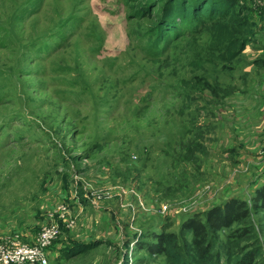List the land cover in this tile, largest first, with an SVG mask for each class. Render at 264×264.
Wrapping results in <instances>:
<instances>
[{
  "label": "rangeland",
  "instance_id": "1",
  "mask_svg": "<svg viewBox=\"0 0 264 264\" xmlns=\"http://www.w3.org/2000/svg\"><path fill=\"white\" fill-rule=\"evenodd\" d=\"M236 1L155 46L141 0H0L1 244L53 213L48 264H170L164 232L205 264L183 223L239 199L217 264H264V0Z\"/></svg>",
  "mask_w": 264,
  "mask_h": 264
},
{
  "label": "trees",
  "instance_id": "2",
  "mask_svg": "<svg viewBox=\"0 0 264 264\" xmlns=\"http://www.w3.org/2000/svg\"><path fill=\"white\" fill-rule=\"evenodd\" d=\"M159 2H162V5L159 6ZM236 5V0H141L137 9L147 13L152 30L148 31L147 35L151 37L152 44L159 46L171 37L195 35L204 27L224 20L236 22L233 27L236 26L235 28L240 30L250 18L240 20V11H233ZM250 37L251 34H247L239 40L245 45ZM255 195L254 202L264 208V187ZM248 216L246 203L239 199H231L218 207H212L202 216L193 215L183 223L181 229L191 233L194 251L205 264L215 262L217 264L221 261V253L218 250L213 251L210 235L222 229H229L234 224H243ZM155 238L153 251L164 255L170 264H191L183 256L174 233L164 232ZM252 261H254L253 254L248 252L238 260V263L252 264Z\"/></svg>",
  "mask_w": 264,
  "mask_h": 264
},
{
  "label": "built area",
  "instance_id": "3",
  "mask_svg": "<svg viewBox=\"0 0 264 264\" xmlns=\"http://www.w3.org/2000/svg\"><path fill=\"white\" fill-rule=\"evenodd\" d=\"M47 217V224L37 234L32 244L22 243L18 236L4 244L0 243V264H48L46 251L57 238L58 228L53 223V213Z\"/></svg>",
  "mask_w": 264,
  "mask_h": 264
}]
</instances>
